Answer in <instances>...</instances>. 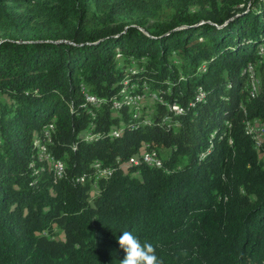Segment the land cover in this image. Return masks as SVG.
<instances>
[{
  "label": "trees",
  "instance_id": "1",
  "mask_svg": "<svg viewBox=\"0 0 264 264\" xmlns=\"http://www.w3.org/2000/svg\"><path fill=\"white\" fill-rule=\"evenodd\" d=\"M0 32V264H120L124 231L264 264V0H0Z\"/></svg>",
  "mask_w": 264,
  "mask_h": 264
},
{
  "label": "clouds",
  "instance_id": "2",
  "mask_svg": "<svg viewBox=\"0 0 264 264\" xmlns=\"http://www.w3.org/2000/svg\"><path fill=\"white\" fill-rule=\"evenodd\" d=\"M120 247L126 253L120 264H164L156 254V248L152 243H143L131 232L124 231L118 239Z\"/></svg>",
  "mask_w": 264,
  "mask_h": 264
},
{
  "label": "bare ground",
  "instance_id": "3",
  "mask_svg": "<svg viewBox=\"0 0 264 264\" xmlns=\"http://www.w3.org/2000/svg\"><path fill=\"white\" fill-rule=\"evenodd\" d=\"M254 68V67H253ZM250 71V70H249ZM252 76V80L253 81H255L256 82V80H255V78H254V75H251ZM257 84V83H256ZM256 84L254 85L253 84V86H254V90H256L257 88H256ZM126 90H127V88L125 89V92H126ZM137 94V93H136ZM129 96V95H128ZM133 96V95H132ZM140 96V95H139ZM138 95L137 96H134V97H130V98H128L127 100H128V102L129 103H131V104H136V103H139V102H141V100H142V98L141 97H139ZM86 99L88 100V102H93V104H96L98 101H97V99L96 98H93V97H89V96H86ZM116 106L118 107V106H120L118 103L116 104ZM172 110L173 111H175V112H178L179 111V109L177 108V107H174V108H172ZM256 129H258V127L257 126H255V127H250L249 128V133L250 134H252L255 138H256V140H257V130ZM263 140V139H262ZM262 140H260V142L259 143H261L262 142ZM258 144V143H257ZM44 154V153H43ZM46 156V155H45ZM148 157V156H147ZM151 158H152V156H151ZM44 159H49V157H46V158H44ZM43 159V160H44ZM152 160V159H151ZM154 160H156V159H154ZM150 163V162H149ZM153 163V162H152ZM55 169H56V171L58 172V174L61 176L62 174H63V170H64V168H63V165L62 164H58V165H56V167H55Z\"/></svg>",
  "mask_w": 264,
  "mask_h": 264
},
{
  "label": "built area",
  "instance_id": "4",
  "mask_svg": "<svg viewBox=\"0 0 264 264\" xmlns=\"http://www.w3.org/2000/svg\"><path fill=\"white\" fill-rule=\"evenodd\" d=\"M251 73H252V71L250 70V74ZM87 102H88V100H87ZM88 103L93 104V102H88ZM256 130H257V143L259 145L260 140L264 139V137H263V135H264V129H263V127L261 125H259V128L256 129ZM47 137H48V142H50V140H49V132H47ZM46 152H48V150ZM42 156H43V154H42ZM42 156H40V162H41ZM154 163H155V160H154V156H153V164Z\"/></svg>",
  "mask_w": 264,
  "mask_h": 264
},
{
  "label": "rangeland",
  "instance_id": "5",
  "mask_svg": "<svg viewBox=\"0 0 264 264\" xmlns=\"http://www.w3.org/2000/svg\"><path fill=\"white\" fill-rule=\"evenodd\" d=\"M4 35H3V33L2 32H0V38H2ZM149 105V111H151L150 109H151V107L150 106H152V104H148ZM258 127V126H257ZM259 128V127H258ZM37 143V142H36Z\"/></svg>",
  "mask_w": 264,
  "mask_h": 264
}]
</instances>
